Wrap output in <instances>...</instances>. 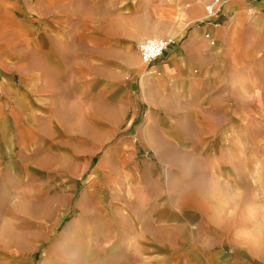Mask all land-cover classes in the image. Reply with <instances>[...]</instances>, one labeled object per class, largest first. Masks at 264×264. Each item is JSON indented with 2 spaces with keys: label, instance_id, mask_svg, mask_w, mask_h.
<instances>
[{
  "label": "crops",
  "instance_id": "1",
  "mask_svg": "<svg viewBox=\"0 0 264 264\" xmlns=\"http://www.w3.org/2000/svg\"><path fill=\"white\" fill-rule=\"evenodd\" d=\"M210 1L0 0V264H35L39 252L41 264H132V244L148 231L132 218V198L143 208L163 187L136 148L158 156L188 129L224 123L214 111L234 117L236 141L259 144L264 0H221L208 19ZM158 37L173 41L146 65L139 45ZM116 163L129 167L103 170ZM95 166L97 182L75 188ZM37 194L48 217H35ZM241 241L200 264H260ZM155 242L162 248V235Z\"/></svg>",
  "mask_w": 264,
  "mask_h": 264
},
{
  "label": "rangeland",
  "instance_id": "2",
  "mask_svg": "<svg viewBox=\"0 0 264 264\" xmlns=\"http://www.w3.org/2000/svg\"><path fill=\"white\" fill-rule=\"evenodd\" d=\"M227 105L231 108L256 106L252 100H230ZM258 106L264 108V100ZM220 113L214 111L211 118L217 122L224 120V123L210 129L206 126L199 132L188 129L181 133L186 139H181L176 147L157 149L158 156L152 150L136 148L140 168L145 159H150L153 174L163 187L161 194L153 196L141 210L134 196L132 198L133 220L148 225L142 242L132 244V264H144L138 254L147 255L146 264H200L204 253L221 247L228 251L229 241L238 237L243 240L240 245L249 252L254 249L261 256L260 264H264V116H254L260 120L259 128H254L259 130L255 132L261 141L250 145L248 141H236V123H229L234 117ZM208 133L209 141L191 137ZM125 134L123 130L117 132L116 139H123ZM106 150L102 149L99 157L102 158ZM128 167L116 163L103 170L120 172ZM94 171L96 166L83 179L76 180L75 188L92 187L93 182H97L91 179ZM32 182L39 185L38 174ZM34 214L36 218L48 217L42 194L35 196ZM56 214L58 212H51L50 217ZM75 216L76 210L72 209L68 219ZM161 235L162 248L155 242ZM41 253L36 259L31 258L35 264H41Z\"/></svg>",
  "mask_w": 264,
  "mask_h": 264
},
{
  "label": "built area",
  "instance_id": "3",
  "mask_svg": "<svg viewBox=\"0 0 264 264\" xmlns=\"http://www.w3.org/2000/svg\"><path fill=\"white\" fill-rule=\"evenodd\" d=\"M224 3L221 0H211L206 4L208 19H214L222 11ZM171 38H150L139 45V53L144 64L150 65L160 59L164 52L171 46Z\"/></svg>",
  "mask_w": 264,
  "mask_h": 264
}]
</instances>
